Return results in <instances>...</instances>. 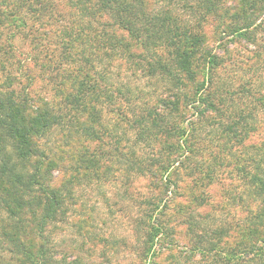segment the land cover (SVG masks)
<instances>
[{
    "label": "rangeland",
    "instance_id": "rangeland-1",
    "mask_svg": "<svg viewBox=\"0 0 264 264\" xmlns=\"http://www.w3.org/2000/svg\"><path fill=\"white\" fill-rule=\"evenodd\" d=\"M54 1L58 2L56 9L41 20L30 21L25 33L13 36L8 29L0 32V90L15 88L18 96L28 84L32 100L50 94L52 86L61 79L63 66H68L67 59L72 56L76 61L81 57L77 48L64 47L62 31L63 26L79 17V9L65 0ZM89 21L90 17H85L83 25L98 26ZM212 29L206 25L203 31L209 46L215 48L220 37ZM236 35L226 36L221 49H216L228 58L226 50L231 48L232 55L221 68V72H226L225 80L252 75L264 81V52L255 68L247 72L241 66L246 59L255 60L252 52L262 47ZM3 47L9 52L2 53ZM67 53L70 55L66 59ZM96 53L93 45L89 54ZM103 53V61L97 55L94 64L104 71L108 69L118 87L113 92L112 105L103 101L99 111L100 121L107 124L110 134L103 143L92 144L100 149L97 154L108 170L97 169L81 176L79 183L65 187L67 193L58 218L45 228L50 264H264V193L256 192L250 183V175L256 172L254 166L264 165V108L249 118L250 128L242 143L227 140L226 134L218 135L217 122L207 121L206 126L199 122L195 134L190 133L187 138L195 152L184 149L183 155L178 156L173 127L150 141L144 133L138 136L137 132L136 137V124L131 125L135 113L162 111L160 100L171 94L164 91V78H150L136 67L140 56L130 60L118 54L104 57ZM41 63L51 67L40 69ZM30 77L32 80L28 81ZM64 96L63 92L59 96L62 101ZM179 112L182 114L173 115L172 120L185 118L183 122L187 124L195 119L191 109L182 107ZM56 128L41 139L48 149L62 136L61 126ZM112 135L119 137L113 140L119 142V150L112 149ZM5 151L14 160L12 148L7 146ZM172 157L178 159L174 169L165 174L158 170L153 173ZM22 167L33 171L35 161ZM55 176H60L58 170H50V178ZM36 194V200L43 198L39 192ZM24 214L30 217L28 212ZM9 221L0 197V263L31 264L6 237L5 231L12 230L6 225ZM228 252L238 262L229 259Z\"/></svg>",
    "mask_w": 264,
    "mask_h": 264
},
{
    "label": "trees",
    "instance_id": "trees-1",
    "mask_svg": "<svg viewBox=\"0 0 264 264\" xmlns=\"http://www.w3.org/2000/svg\"><path fill=\"white\" fill-rule=\"evenodd\" d=\"M64 2L78 7L79 17L63 26V45L68 50L77 48L81 57L74 61L72 56L66 58L70 55L67 53L68 66H63L59 74L61 79L52 86L50 94L32 100L28 84L18 96L15 88L0 90V189L3 194L0 197L10 219L6 225L12 229L5 231V235L14 250L31 264H50L45 249V228L58 218V209L67 193L65 187L76 181L79 183L81 176L97 169L108 170L99 158L102 156L97 154L100 149L92 144L93 141L103 143L105 136L110 134L107 124L100 121L99 111L103 101L112 105L113 92L118 87L108 69L104 71L94 64L97 55L99 61H103L102 51L104 57L109 58L112 54L130 60L140 56L142 60L135 62L136 67L146 71L150 78L160 75L164 78L160 79L166 84L164 91L171 94L160 100L164 105L162 111L135 113L131 125L136 124L133 127L136 137L144 133L150 141L173 127L177 132L175 150L178 156L183 155L184 149L195 152L187 138L190 133L195 134L199 122L205 126L208 122H217L218 135L226 137V134L227 140L236 139L242 143L250 128L249 118L264 108V81L252 75L225 80L227 75L221 68L228 63L231 48L226 50L228 58L216 52L221 49L226 36L237 34L262 47L252 52L255 60L246 59L241 66L248 72L260 63L258 57L264 52V0ZM56 5L58 2L54 0H0V32L8 29L13 31V36L21 35L30 21L51 14ZM87 16L90 25L97 22L96 28L83 25L82 20ZM206 25L219 33L220 41L215 48L209 46V39L204 34ZM93 45L97 53L90 55ZM137 48L139 52H136ZM3 49L2 53L9 52V49ZM38 66L47 70L51 64ZM30 79L32 77L28 81ZM120 86L126 87L123 83ZM127 90L129 92L130 88ZM62 92L65 94L63 101L59 97ZM182 107L191 109L195 115L192 121L186 118L187 124L183 122L185 118L177 120ZM173 115L177 116L175 121ZM55 126H61L62 136L48 149L41 144V139L48 131L57 129ZM112 136V149L119 150V142L113 141L119 137ZM7 146L12 148L14 160L5 151ZM33 160V171L24 170L22 166ZM160 161L161 158L157 160ZM167 161L159 164L153 173L158 170L165 174L174 169L178 159L172 157ZM254 169L256 172L250 175L249 181L256 192L264 193V165L256 164ZM50 170H58L60 176L50 178ZM34 192L42 194L43 200H36L38 196ZM27 212L30 217L25 216ZM229 259L238 262L233 254H229ZM4 264L8 262L4 261Z\"/></svg>",
    "mask_w": 264,
    "mask_h": 264
}]
</instances>
